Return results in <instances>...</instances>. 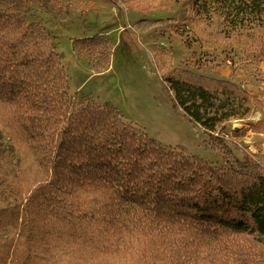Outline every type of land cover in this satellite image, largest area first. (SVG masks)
<instances>
[{
  "label": "trees",
  "instance_id": "trees-1",
  "mask_svg": "<svg viewBox=\"0 0 264 264\" xmlns=\"http://www.w3.org/2000/svg\"><path fill=\"white\" fill-rule=\"evenodd\" d=\"M33 1L0 0V264H71L55 261L56 252H107L117 233L130 243L126 264H177L163 244L169 233L192 243L231 233L264 238L261 163L228 156L213 165L162 144L109 103L76 101L54 38L24 20ZM215 1L226 19L240 16L264 41V0ZM112 45L101 34L73 41L96 67L110 62ZM164 80L175 105L211 138L262 104L225 78L185 69ZM11 177L30 186L24 202L4 199Z\"/></svg>",
  "mask_w": 264,
  "mask_h": 264
},
{
  "label": "rangeland",
  "instance_id": "rangeland-1",
  "mask_svg": "<svg viewBox=\"0 0 264 264\" xmlns=\"http://www.w3.org/2000/svg\"><path fill=\"white\" fill-rule=\"evenodd\" d=\"M120 1L123 9L110 0H58L64 7L69 5L65 11L52 0H34L24 16L25 22L43 24L54 38L68 74L70 94L78 92L76 101L109 103L122 112L125 121L162 144L183 147L213 165L229 156L260 162L264 168V130L254 128V123H264V41H257L260 33L250 24L244 26L236 14L233 21L226 19L215 0ZM100 34L113 42L105 67H96L73 49L74 39ZM185 69L232 80L262 104L249 117L227 122L211 138L175 105L164 80L178 77ZM215 137L232 154L213 148ZM8 183L13 193L6 191V202H24L30 186L12 177ZM117 234L107 252L92 255L61 248L54 260L126 264L130 243L126 235ZM163 244L177 264H261L264 260V238L251 233H231L217 241L198 243L169 233Z\"/></svg>",
  "mask_w": 264,
  "mask_h": 264
}]
</instances>
